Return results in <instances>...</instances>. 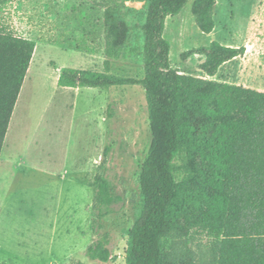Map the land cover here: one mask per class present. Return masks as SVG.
Returning <instances> with one entry per match:
<instances>
[{
	"label": "rangeland",
	"instance_id": "rangeland-1",
	"mask_svg": "<svg viewBox=\"0 0 264 264\" xmlns=\"http://www.w3.org/2000/svg\"><path fill=\"white\" fill-rule=\"evenodd\" d=\"M192 1L165 20L163 35L175 68H182V51L209 41L191 15ZM114 2L132 11L125 19L123 51L107 72L141 77L145 1L0 0V29L36 43L0 154V264H124L139 200L137 177L152 138L144 90L125 85L74 91L56 84L57 67L106 72L101 6ZM243 2L217 0L213 40L255 37L245 55L223 71L233 84L264 90V0ZM249 4L259 11L253 21L236 22ZM99 164L122 200L95 233L88 211L93 189L87 181ZM104 231L110 234L113 258L92 261L84 248Z\"/></svg>",
	"mask_w": 264,
	"mask_h": 264
},
{
	"label": "trees",
	"instance_id": "trees-1",
	"mask_svg": "<svg viewBox=\"0 0 264 264\" xmlns=\"http://www.w3.org/2000/svg\"><path fill=\"white\" fill-rule=\"evenodd\" d=\"M138 1L147 8L141 77L107 72L123 51L125 19L132 11L114 2L101 6L106 72L60 67L56 80L58 87L75 89L144 90L152 138L137 177L139 200L124 264H264V90L213 79L245 47L212 40L182 51V68H175L163 35L165 20L189 0ZM216 1L191 2L194 22L205 34L215 27ZM35 47L34 40L0 29V154ZM87 184L93 189L90 223L99 233L96 228H104L122 198L104 164ZM109 235L104 231L91 240L85 256L111 260Z\"/></svg>",
	"mask_w": 264,
	"mask_h": 264
},
{
	"label": "crops",
	"instance_id": "crops-1",
	"mask_svg": "<svg viewBox=\"0 0 264 264\" xmlns=\"http://www.w3.org/2000/svg\"><path fill=\"white\" fill-rule=\"evenodd\" d=\"M239 1V3H241V4H243L244 2H243V0H238ZM244 1H246V0H244ZM216 7H217V1H216ZM258 8L257 7H255V5H253V4H249L248 6H246V8L244 9V10H239V12L237 13V16H236V22H241L243 19H246V20H250V21H253L252 20V17H254L255 16V14L257 13V12H259L258 10H257ZM181 13V12H180ZM179 13V14H180ZM178 14V15H179ZM215 17H216V15L214 16V20H215ZM193 19H194V17H193ZM248 21H246V22H248ZM215 27H216V23H215ZM215 27H214V29H213V31L211 32V33H209V34H207V37H208V43L210 42V41H212L213 40V33H214V30H215ZM235 27V26H234ZM242 27L243 28H245V24H244V22H243V24H242ZM233 31H237V29L236 28H233ZM251 37V38H250ZM250 37H248V36H243L239 41H235V39L232 37L231 38V41H228V42H221L222 44H224V45H228V46H235V47H238V46H244L245 47V52H247L248 51V46H250L251 44H253L255 41H254V39H255V37H252V36H250ZM244 55H245V53H244ZM243 55V56H244ZM242 56H237V57H234L233 59H231V60H229V61H226V62H224L222 65H220V67L217 69V72L215 73V75L213 76V79H215V80H218V81H225V82H228V83H232V82H230L229 80H228V77H227V74H226V72H224L223 70H224V68H225V66L226 65H228V64H230L231 62H233L235 59H237V58H241ZM32 59V58H31ZM32 65V60H31V62H30V65H29V67ZM59 68L60 67H57V69H56V80H57V77H58V73H59ZM29 69V68H28ZM27 74H28V70H27V73H26V75H25V78H24V81L26 80V77H27ZM24 81H23V83H24ZM235 84H237V83H235ZM237 85H240L239 83L237 84ZM245 86V85H244ZM247 87V86H246ZM22 88V87H21ZM60 88H62V89H72V90H74V91H78L77 89L78 88H68V87H60ZM255 89H257V88H255ZM20 91H21V89H20ZM19 94H20V92H19ZM19 96V95H18ZM18 99V98H17ZM15 106H16V103H15ZM15 108V107H14ZM13 112H14V110H13ZM13 112H12V114H13ZM11 118H12V115H11ZM11 118H10V121H11ZM10 121H9V124H10ZM9 127V126H8ZM7 131H8V129H7ZM7 134V133H6ZM6 137V136H5ZM4 141H5V139H4ZM3 145H4V142H3ZM2 149H3V147H2ZM2 151V150H1Z\"/></svg>",
	"mask_w": 264,
	"mask_h": 264
}]
</instances>
